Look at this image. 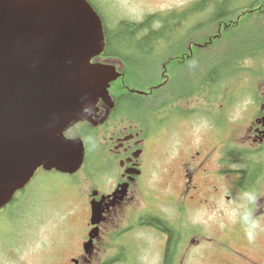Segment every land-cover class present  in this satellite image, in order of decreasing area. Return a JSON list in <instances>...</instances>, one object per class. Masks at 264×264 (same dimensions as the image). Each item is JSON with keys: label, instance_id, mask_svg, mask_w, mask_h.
<instances>
[{"label": "rangeland", "instance_id": "1", "mask_svg": "<svg viewBox=\"0 0 264 264\" xmlns=\"http://www.w3.org/2000/svg\"><path fill=\"white\" fill-rule=\"evenodd\" d=\"M93 1L98 4L107 29L113 30L116 29L119 22L140 24L151 15L161 17L160 21L159 17L156 18L152 25L154 29L160 28L164 23L162 20L169 19L173 22L177 16L183 15L185 17L188 6L194 5V3L196 6L202 0ZM243 1L245 0H241V2ZM241 6L240 9L231 12L233 14L229 17L234 16L231 19L235 20L236 23L230 26L231 28L228 25L227 31H224L223 26H220L218 22H212L206 26L211 11L208 12L205 8H198L196 10L197 16L192 19L193 23L190 27L185 24L184 29H181L179 25L172 23V30L177 33L169 45L175 46L182 39L186 40L183 47L185 50L188 49L183 53L188 54L193 61H198L199 58L197 68L204 75L214 66L216 67L217 64L222 62L229 64L230 54L233 56L242 51L241 45L247 46L249 43H259V40L264 36L263 12L249 16L245 14L248 7L246 1L241 3ZM196 20H198V24ZM238 20L241 21L238 22ZM220 32H223V35L216 39V33ZM210 40L212 43L205 48H201L199 53L196 54L195 45L202 42H204L202 44L204 45L205 42ZM190 44L193 45V48L190 47L192 51L189 52ZM169 45L167 44V47ZM167 50H170V48L165 49L162 47L159 52L160 56L165 54ZM256 53L253 58L248 57L246 59L242 58L240 61L237 60L235 66L231 63L233 66L232 71L236 69L235 74L237 73L232 77L233 79H226L234 75L229 73V77L225 75L223 78L218 79L220 83L201 87L189 96L176 101V105L181 106L186 113L191 112V115H189L191 117L194 115L195 111L193 110L196 105L199 112H204L202 106L205 103L204 101L200 102L198 99H205L210 105L208 115L212 117L214 124V118L216 116L220 117L221 112H224L222 113L224 114L223 119L231 124L237 122L240 125L237 126V132L242 133L251 120V109L253 110L255 106L256 96L251 88H258L259 93L264 91V54ZM174 56L176 58L178 55ZM203 58H206V60H203ZM158 63L160 74L161 69L163 70V62ZM126 71L128 70L126 69ZM168 75L169 83L177 78L173 74ZM160 82L159 79L157 84ZM239 88L246 89V95H236L234 98L228 97L238 94ZM223 99L224 110H217L221 108ZM172 103L169 105L170 107L167 106V109L173 108ZM171 115L175 117L179 114L172 113ZM196 116L198 120L202 118H199V114H196ZM198 120L196 123H198ZM150 122L152 130L158 131L166 126H169L172 130L162 134L160 130L157 135L152 136L150 139L151 153H149L147 201L143 203L141 209L136 210L137 213L134 215V219L137 220V224L135 227L133 224L130 226V221H125L123 216L118 219L116 225H109L106 230L108 232L97 243V250L92 255L89 264H161L165 240L158 230L141 225V216L147 214V216L160 217L167 220L172 227L179 224L175 219V208L166 195L175 193V184L178 178L174 177V171H179L181 163L189 156V146L197 145L201 139H204L201 133L202 128L188 129L183 123L179 127L172 128L175 123L172 118L163 122H159L157 119ZM210 127L211 129L214 128L212 124ZM203 129H207V126ZM195 136L196 142L193 138ZM263 155L264 149L258 152L257 157ZM257 160L262 161L261 158H257ZM227 167L236 172L231 171L223 183L224 197L230 196V202H226V198L217 199L218 202L214 209H212V206L206 207V210L197 208L191 211L192 215L188 220L186 218V221H181L182 227H193L196 233L205 236L203 238L207 241H203V248L208 245L214 249V251H209L210 253L203 257H199L203 249L193 252L191 255L196 256V259L192 260L191 264H231L227 259H230V256L216 251V249L224 247L238 253L257 257L256 248H252L250 241L245 237L238 236V233H240L241 214L244 210L250 208V203L246 202L249 200L248 198L264 195V179L254 184L256 186L251 189L252 193L244 195L243 190L239 187L234 190L231 188V183L237 178L238 171L244 169L243 164L231 163ZM113 176L114 174L110 173L109 177L113 178ZM93 182H97V180L87 181L84 172L78 174L75 180L58 173L44 174L39 172L29 187V189L34 187L32 192L28 191L29 189L25 191L30 195L27 210L25 209L20 215L23 218L19 216L20 220L19 217H14L11 220L9 219L10 222L5 221L0 224V264H72V257L84 256L82 243L88 233L86 227L90 218L89 191ZM139 212L143 213L139 214ZM145 215L143 216L146 217ZM131 219H133V216ZM19 220V223H23V225L18 223ZM243 222L245 224H241L242 232L249 229L251 220L246 216ZM252 226L258 246L262 249L260 254L264 258V215L257 217ZM118 254L121 256L120 261H109Z\"/></svg>", "mask_w": 264, "mask_h": 264}, {"label": "water", "instance_id": "2", "mask_svg": "<svg viewBox=\"0 0 264 264\" xmlns=\"http://www.w3.org/2000/svg\"><path fill=\"white\" fill-rule=\"evenodd\" d=\"M102 18L87 0H0V209L39 168L76 173L82 139L65 133L110 108L114 66L92 64L106 48ZM104 209L92 202V225ZM91 255L98 228L90 232Z\"/></svg>", "mask_w": 264, "mask_h": 264}, {"label": "flooded vegetation", "instance_id": "3", "mask_svg": "<svg viewBox=\"0 0 264 264\" xmlns=\"http://www.w3.org/2000/svg\"><path fill=\"white\" fill-rule=\"evenodd\" d=\"M87 1L97 12L100 10L98 4H96L93 0ZM247 5V12L245 14L249 16H252L255 13L261 14L262 12L264 14V0H249L247 1ZM240 21L241 20H238V22ZM235 23V20L228 19L226 22L223 21L220 26L228 27V25L232 26ZM209 44H211V40L209 42H205L204 45L197 44L195 46H198L201 49L205 48ZM190 47L193 48V45L190 44L189 49ZM190 51L192 50L190 49L189 52ZM178 57L185 61L192 59L186 53H183V57ZM94 63L111 64L116 66L117 70L123 75L121 76V79L122 77L124 79L127 72L126 65L122 60L118 57H108L105 55V51L100 57L94 60ZM163 70L165 74L162 75L160 79L161 82L154 85L152 88L148 87L147 89L150 91L154 88L156 89V87L164 89L165 85L170 84L168 74L176 75V72L173 68H169V66L166 67L165 65L163 66ZM121 79H119L120 81L118 82V85H121L117 86L120 89L126 87H122L124 83L123 79ZM251 89L256 96L255 106L253 110L251 109V120L249 124L245 126V130L242 131V133L237 132V126H240L237 122L235 124H231L223 119L224 114L222 113L224 112H221L220 117L216 116L214 118V124L212 117H209L208 115L210 105L205 99L197 98L200 102L204 101L205 105L202 106L204 112H199L196 105V108L193 110L195 111L194 115L191 117H189L191 112L186 113L182 110L181 106L176 105L175 102L180 99L174 100L171 105L173 106L172 109L169 110L167 107L161 111L160 115L157 116V120L159 122L169 120L170 118L175 120L172 128L177 126L179 127L182 123L185 127H188V129H195L196 127H199L200 129L202 128L201 133L204 136V139H201L197 145L189 146V156H187L184 162L181 163L179 171H174V177L176 179L178 178L175 184V193L166 195L169 202L175 208V219L179 222V224L175 227H172L174 233L177 234L174 236L172 235L173 238H176V246L171 259L172 264H191L192 260L196 259V256H192L191 254L199 251L200 249H203V252L199 255V257L209 254V251H214V249L208 245L203 248V241H207L203 238L205 236L200 233H196L193 227H182L181 221H186V218L188 220V218L192 215L191 211H194L197 208L206 210V207L212 206V209H214L218 200H222L223 198L227 199L226 202H230V196L224 197L223 183L227 179V175L234 170L227 166L231 163H240L232 160L235 158H229V148L232 147L230 148L231 152L234 151V149L249 151L253 155L252 158H255L256 155H258V152L264 149V91L259 93L260 90L258 88L256 89L254 87ZM150 91L145 93L143 90H138L137 93L143 95L144 97H148L152 94L149 93ZM110 94L114 102L113 107L109 108L102 101H100L99 117L97 118L95 125L90 122H83L68 132V137L82 138L85 143V163L78 174L84 172L86 174L87 181L97 180V182H93L89 191L90 201L93 200L95 203H101L105 213V221L100 224L98 229L99 234L94 242V253L97 250V243L102 240L106 232H108L106 230L109 228V225H116L120 217L123 216L125 217V221H130V226H132V224L134 227L136 226L137 220L134 219V215L137 213L136 210L138 208L141 209L143 203L147 201L146 192L148 189L147 180L149 178V153H151L150 139L152 136L157 135L160 130L161 134L172 130L169 126H166L158 131L152 130L151 126L148 124H145L139 119L134 118L132 115L125 113L122 107L117 108L119 91H115L114 89L112 92L110 91ZM224 106L223 99L221 108H218L217 110H224ZM171 112L179 115L173 117ZM196 114H199V118H202L198 120ZM197 120L198 123H196ZM258 120H260V122H258ZM210 122L212 127L214 126L212 129L210 127ZM205 126H207V129H203ZM76 131L77 133L75 134ZM91 138H93L94 141L92 143L93 150L91 147L88 148L87 144V140ZM193 138L194 142H196V136ZM92 151L93 157L95 158V161H97L95 164V161H93L92 164L88 163L91 158ZM39 172L45 174L42 170L38 171V174ZM239 172H242V170L238 171L237 178H235L231 183V188L233 190L237 189V187L242 189L239 186ZM110 173L114 174L113 178L109 177ZM28 186L29 184L23 190L19 191L14 198L16 199L22 192L27 191L29 188ZM255 186L256 185L253 184L250 188L254 189ZM251 189L246 191L242 189V192L244 195H247L250 192L252 193ZM93 193H98V195L96 197H92ZM259 196L248 198L249 200L246 201L250 203V208L244 210L241 214V224H245L243 219L246 216L250 218L251 223L247 231L242 232L240 226V233H238V236L245 237L248 241H250L252 248H256L255 252L257 253V257L238 253L226 247L220 249L215 248L216 251L230 256L231 258L227 259L231 264H264V258L260 254L262 249L258 246L256 235L254 234L255 232L252 226L257 217L264 215V195ZM141 213L143 212H139V214ZM143 215L145 214H142L141 218L144 217ZM132 216L133 219H131ZM145 216H147V214ZM148 227L158 230L165 240L161 261V264H165L170 233L167 234L164 231L152 226ZM92 228L93 227L90 225V222H88L86 227L87 231L89 232ZM234 238L236 239V236ZM87 240L88 237L82 245ZM71 263L89 264L90 261H86L83 255H79L72 257Z\"/></svg>", "mask_w": 264, "mask_h": 264}, {"label": "trees", "instance_id": "4", "mask_svg": "<svg viewBox=\"0 0 264 264\" xmlns=\"http://www.w3.org/2000/svg\"><path fill=\"white\" fill-rule=\"evenodd\" d=\"M245 1L247 3L249 0ZM243 2H241V0H202L196 6H192V10L186 11L185 17L183 15L177 16L173 22L169 19L162 20L164 22L162 27L155 29L152 27L153 21L158 17L160 21L161 17L151 15L148 16L143 23L135 24L130 22H119L116 29L114 28L113 30H108L101 10H98L105 25V55L108 57H118L125 63L126 69L128 70L123 79L124 84L122 83V87H126L121 89L118 88L117 86L121 85H118L119 81L114 84L115 91H119L117 108L122 107L125 113L132 115L134 118H137L143 123L151 126L150 121H156L157 116L160 115L161 111L167 108V106H169L171 102H174V100L189 96L193 91L201 89V87L216 85L220 83V81H218L219 78L221 79L229 73L234 75H231L230 78L226 79H233L232 77L237 75V73L235 74L236 69L232 71V67L235 66L237 60L240 61L242 58L246 59L248 57L253 58L256 56V52L264 54L263 36L261 40H259V43H249L247 46L241 45L240 48L242 51L237 52L233 56H231V54L230 56L228 55L229 64L224 62L217 64L216 67L214 66L206 75H204L201 74V71L197 68L199 58L198 61H193V59L185 61L178 57H183V52L187 51V48L185 50L183 47L186 40L182 39V41H179V43L175 46L172 44L169 45L173 40V37H175L174 35L177 33L173 32L171 26L172 23L179 25L181 29H184L183 26H185V24L190 27L193 23L192 19L197 16L196 10L198 8H205L208 12L211 11L210 17L206 21V26L212 22L221 23L227 19L233 18L234 16L229 17L233 14L231 12L240 9L242 7L241 3ZM198 20H196L197 24ZM203 43L204 42L201 44ZM167 44L169 45L168 47ZM162 47L165 49L170 48V50H167L165 54L160 56L159 52ZM195 51H197L196 54L199 53L200 48L195 46ZM174 55H178V58H175ZM203 60H206V58H203ZM160 61L163 62L162 66L165 65L166 67L169 66V68H173L176 72L175 76L177 78L169 85H165L164 89L156 87V89L154 88L150 91L147 88H152L154 85H157V81H159L162 75L165 74L162 69L159 74L158 62ZM138 90H143L145 93L150 91L149 93L152 94L148 97H144L143 95L137 93ZM245 90L246 89L239 88L238 94L228 97L234 98L236 95L244 96L246 95ZM93 142V138L87 140L88 148L91 147L92 150ZM229 154V158H235L232 160L238 161V163L243 164L244 166L242 172H239V186L244 191L251 189L250 187L253 184H256V182L264 179V155L261 157H257L258 155H256L257 158L262 159V161H258L257 158H252L253 155L249 151L234 149L232 152L229 151ZM93 161H95V158L93 157L92 151L91 158L88 163L92 164ZM95 163H97V161H95L94 164ZM33 189L34 187L30 188L28 191L32 192ZM29 195L30 194L27 192H22L20 196L16 199L14 198L7 207L0 211V224L5 221L10 222V220L14 217H19L28 206ZM20 217L23 218V216ZM20 217L19 219L21 220ZM19 224L23 225V223ZM141 225L152 226L164 231L167 234L170 233L165 264H172L171 259L176 246V238H173V236L177 235L174 233L172 226L166 220L152 215L142 218ZM120 259L121 256L118 254L117 256L112 257L109 261L116 262L120 261Z\"/></svg>", "mask_w": 264, "mask_h": 264}]
</instances>
